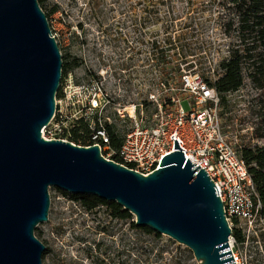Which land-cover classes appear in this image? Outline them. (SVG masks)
Here are the masks:
<instances>
[{
  "label": "water",
  "instance_id": "water-1",
  "mask_svg": "<svg viewBox=\"0 0 264 264\" xmlns=\"http://www.w3.org/2000/svg\"><path fill=\"white\" fill-rule=\"evenodd\" d=\"M61 67L38 1L0 0V264H42L45 245L34 228L48 219L51 186L116 202L134 225L188 247L197 264H234L216 186L184 159L175 138L176 150L142 174L107 159L97 144L42 136L55 110Z\"/></svg>",
  "mask_w": 264,
  "mask_h": 264
},
{
  "label": "rangeland",
  "instance_id": "rangeland-1",
  "mask_svg": "<svg viewBox=\"0 0 264 264\" xmlns=\"http://www.w3.org/2000/svg\"><path fill=\"white\" fill-rule=\"evenodd\" d=\"M42 7L60 53L77 63L68 70L85 78L99 73L108 89L134 100L160 79L180 96L177 69L189 63L186 71L212 80L237 40L223 31L220 0H44ZM226 98L221 126L235 148L264 144L243 104L246 88ZM180 103L189 109L186 99ZM61 191L48 187V219L34 228L45 245L42 264H197L185 245L133 226V215L114 218L104 206L88 211ZM255 229L246 251L235 241L232 249L247 264H264V224Z\"/></svg>",
  "mask_w": 264,
  "mask_h": 264
},
{
  "label": "built area",
  "instance_id": "built-area-1",
  "mask_svg": "<svg viewBox=\"0 0 264 264\" xmlns=\"http://www.w3.org/2000/svg\"><path fill=\"white\" fill-rule=\"evenodd\" d=\"M181 69L180 96L172 92L176 89L172 83L165 85L160 79L140 100L115 94L99 73L85 78L68 70L61 75L54 113L41 134L75 143L72 132L82 122L87 144H97L104 157L142 174L156 169L163 155L176 150L175 138L184 159L195 163L192 167L203 168L212 179L229 226L234 223L242 230L239 243L246 251L257 233L256 225L264 224L261 202L238 150L222 130L216 91L206 80ZM181 98L187 100L189 109L182 107ZM107 125L119 138L117 146L110 142ZM233 241L230 235L234 264H247L232 249Z\"/></svg>",
  "mask_w": 264,
  "mask_h": 264
},
{
  "label": "trees",
  "instance_id": "trees-1",
  "mask_svg": "<svg viewBox=\"0 0 264 264\" xmlns=\"http://www.w3.org/2000/svg\"><path fill=\"white\" fill-rule=\"evenodd\" d=\"M40 8L44 0H37ZM220 7L225 9V16L221 23L223 31L227 35H234L236 43L229 47V54L226 59H222L218 66L220 72L208 82L216 91L220 107V114L227 108L226 94L235 90L246 88L248 96L244 101V106L248 112L249 119L253 125L254 134L257 137H264V0H220ZM44 11V10H43ZM55 11V7L51 9ZM47 16V13L44 12ZM62 76L67 70L76 66V61L67 62L61 54ZM162 62L167 61L162 57ZM189 63L186 67H190ZM178 67V71L181 68ZM59 95L57 91L56 96ZM107 130L111 138V144L117 146L119 138L115 136L111 127L107 125ZM72 141L76 144L87 145V128L80 122L78 127L73 129ZM239 156L243 160L252 183L261 202V215L264 218V144L258 146H242L239 149ZM79 202L85 210L91 211L97 206H104L114 218H131L132 214L123 209L114 201H106L91 193L71 194L61 191ZM134 226L132 221L131 223ZM146 231H153L148 227H141ZM231 235L236 242L242 240L239 228L232 227Z\"/></svg>",
  "mask_w": 264,
  "mask_h": 264
}]
</instances>
